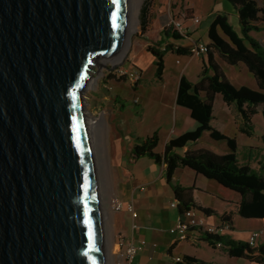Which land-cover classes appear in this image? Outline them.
<instances>
[{
	"label": "water",
	"instance_id": "water-1",
	"mask_svg": "<svg viewBox=\"0 0 264 264\" xmlns=\"http://www.w3.org/2000/svg\"><path fill=\"white\" fill-rule=\"evenodd\" d=\"M130 19V0H0V264H106L84 93Z\"/></svg>",
	"mask_w": 264,
	"mask_h": 264
},
{
	"label": "trees",
	"instance_id": "trees-1",
	"mask_svg": "<svg viewBox=\"0 0 264 264\" xmlns=\"http://www.w3.org/2000/svg\"><path fill=\"white\" fill-rule=\"evenodd\" d=\"M235 9L241 27V34L234 30L227 15L219 14L209 27L207 44V62L203 63L198 81L193 83L185 75L179 82L177 100L178 106L190 110L191 117L199 123L194 131L186 132L170 139L162 154L155 150L159 145V134L154 132L148 137L133 135L134 145L130 152L133 162L148 157L158 165L165 166L167 183L174 192L179 215L190 210L201 212L207 217L216 216L220 223L230 225L233 229L234 218L242 216L249 219L264 220V164L260 171L239 164L237 157L238 144L235 138L226 136L212 126L214 119V103L216 95L220 94L227 105H234L241 115L240 131L248 136L254 134L253 117L259 109L264 117V47L251 33L259 32V22H264V0H227ZM154 0H144L140 9L141 29L146 32L150 10ZM169 38L182 39L176 32L165 31ZM156 58V78L162 80L165 71L164 57L169 52L178 55H189L190 50L184 46L167 44L164 49L149 47ZM217 55L231 66L244 64L253 75L259 90L247 86L236 87L226 77L215 59ZM133 86L137 88V83ZM114 103L125 101L118 96L113 97ZM204 132H209L212 139L225 141L229 153L219 155L209 150H187L183 155L177 150L199 141ZM264 139V135H263ZM190 168L207 179L214 180L223 187L241 195L240 201H227L222 210L205 207L197 197L195 186H183L173 182L177 169ZM209 244L214 247L222 243V249L231 257L243 258L258 264H264V238L258 246L252 247L247 242L234 241L229 236L205 235ZM185 261L196 264L205 263L193 257L186 256Z\"/></svg>",
	"mask_w": 264,
	"mask_h": 264
},
{
	"label": "crops",
	"instance_id": "crops-1",
	"mask_svg": "<svg viewBox=\"0 0 264 264\" xmlns=\"http://www.w3.org/2000/svg\"><path fill=\"white\" fill-rule=\"evenodd\" d=\"M171 1L173 0H169V3ZM186 1V6L192 8V12L195 15H200L204 18L202 22L195 25L192 18H186L185 15L180 16L178 13L179 6L173 9L174 11L170 16L171 18L183 20L185 25L190 28L192 38H194L195 33L200 29L201 25H204V27L209 30L210 25L219 14L227 15L229 22L231 23L232 10L230 12V10L225 7L224 0H213L212 5L209 8H206L203 12L201 9H197L196 5L191 3V0ZM161 4H163V0H154L153 2L154 12L158 15ZM255 39L264 47L262 40ZM170 40L174 45L181 44L180 46L184 47H187L188 45V42L184 39L175 40L174 38H170ZM195 40L201 41L205 44H209L210 42L209 39L207 41H202L195 38ZM172 53L177 56L178 59H181L180 57L185 59V62L183 60L181 62H184L183 65L185 66L180 68L179 77L181 78L182 75H185L191 82H197L203 63L207 62V55H204L201 58L193 57L192 59H187V55ZM215 59L226 77L232 84H234V80H232L225 71L227 63L222 61L217 55H215ZM192 60H196L199 66L196 80H192L186 74V67ZM164 62L166 69L167 64L165 57ZM243 66L247 69L244 64H239L233 66V71L237 70L238 76H242L244 75V69H242ZM233 79H236V77ZM242 86H247L254 90L258 89L254 77L251 79L250 84H240L236 87ZM178 87L176 89L175 86L174 93L172 94L174 108L173 132L169 139L162 143L163 151L170 139L178 137L186 132L194 131L199 126V123L191 117L189 109L177 105ZM221 100H223L222 96L220 94L216 95L214 108L216 107V102H221ZM222 104L226 108L225 125L229 127V130L227 128V131L223 132L222 129L224 128L220 129L218 126L214 125V121L217 119L215 109L213 112L214 119L212 120V126L217 130L220 129L219 131L226 136L236 139L238 144L237 157L240 165L248 166L256 171H260L261 165L264 164L263 136H257L255 125L254 134L252 136L242 133L240 131L242 119L236 107L234 105H227L226 103ZM260 114L262 115V112L259 109L258 113L252 119L253 124H255V117ZM233 127L235 132L231 134L230 128ZM154 132H158L159 134V129L153 131L149 135H140L137 131H133L131 134V141L127 142H122L120 138H116L114 141L115 147L111 152L110 157H108L102 190L107 210L106 232L111 244V264H123L122 261L117 259L113 254L116 251L115 244L119 235L127 236L132 239L136 245H141L142 242L146 243L136 255L132 264H178L174 261V257L176 256L183 257L184 262L180 264H196L194 262H186V256L212 264H258L243 258L231 257L223 249L212 247L206 240L205 235H197L193 233L190 240L179 241L176 235L169 232V229L178 221L179 211L178 208L171 206L175 201V196L172 188L167 183L165 166L156 164L154 160L148 157H143L135 162H133L130 157V152L134 145L133 134L145 138L151 136ZM239 135H241L242 143L245 144L243 145L245 151L242 158L239 157V149L241 146ZM202 139H207L209 143L202 144ZM160 145L161 141H159L158 147ZM157 148L155 151L162 154L163 151H158ZM199 149L209 150L219 155L227 154L230 151L225 141L214 140L211 138L209 132H204L199 141L189 144L183 149L177 150V153L183 155L187 150ZM173 182L187 187L195 186L198 189V199L207 208L222 210L227 201L241 200V195L239 193L227 189L216 181L207 179L203 175L197 174L190 168L177 169L173 177ZM112 197L119 198L124 203L125 208L122 211H111L109 200ZM130 203L134 206V214L129 213L126 209V206ZM201 215L205 217L207 223H220L216 216L207 217L202 213ZM134 224L136 227H133ZM262 230L264 231L263 219H249L242 216H236L234 218L233 229L227 233V236L234 241L247 242L253 231Z\"/></svg>",
	"mask_w": 264,
	"mask_h": 264
},
{
	"label": "rangeland",
	"instance_id": "rangeland-1",
	"mask_svg": "<svg viewBox=\"0 0 264 264\" xmlns=\"http://www.w3.org/2000/svg\"><path fill=\"white\" fill-rule=\"evenodd\" d=\"M131 1V19H130V35L129 41L122 55H119L113 61L98 60L97 65L94 66L90 84L86 89L84 96L86 101V111L88 117L93 119L95 123L94 130V145L96 146V158L98 162V170L101 184V197L102 208L105 212V229H106V205L103 198V178L106 171L108 157H110L115 144L116 138L121 141H131V134L137 131L140 135H149L153 131L159 129V138L161 145L157 148L158 151H163L162 143L165 142L172 135L173 121H174V108L172 102V94L174 93L179 83V70L185 65V59L180 57L178 59L172 52L165 56L167 67L164 71L162 80L156 78V58L149 51V47L154 49H164V47L172 43L170 38L167 37L165 31L173 32L171 25L172 18L170 14L173 9L179 6V15H185L186 18L199 17L201 22L203 17L195 15L192 8L187 7L186 0H163V4L159 7V15L154 12L153 5L150 10L147 31L141 29L140 22V9L143 0H130ZM225 1V7L232 10L231 24L234 30L241 34V27L238 15L233 6ZM213 0H191L197 9L202 12L212 5ZM176 3V4H175ZM261 5L262 2L259 0ZM261 30L259 32H252L251 36L262 40L264 44V22L258 23ZM195 38L202 41H207L208 29L201 25L200 29L195 33ZM178 44L176 46H179ZM188 46V45H187ZM187 59H192L191 54L187 55ZM203 55L196 57L201 58ZM180 60V61H179ZM182 60L184 61L183 63ZM179 61V62H177ZM122 63L128 69H134L140 73V80L134 82L128 76L119 77L116 73L110 71L113 65ZM242 64V63H241ZM225 71L234 80V85L250 84L253 79L252 74L243 66L244 69L242 76H238V71H233V66L226 64ZM199 72V66L196 60H192L186 67V74L192 79L196 80ZM184 73V71H183ZM236 77V79H233ZM137 83V88L133 86ZM239 88V87H238ZM259 90V88L257 89ZM118 96L122 101H125L124 107L121 103H114L113 97ZM225 102H216L215 112L217 119L214 125L222 129L223 132L229 130L226 126L225 114L226 108L223 106ZM101 120V122L99 121ZM257 136L261 137L264 134V118L257 115L254 120ZM219 129V130H220ZM233 134L234 127L230 128ZM135 134V132H134ZM133 134V135H134ZM241 143L239 149V157H243L245 149L243 148L241 135H239ZM202 144H208L207 139L201 140ZM106 231V230H105ZM264 236V234H263ZM110 240L106 232V264H111V250Z\"/></svg>",
	"mask_w": 264,
	"mask_h": 264
},
{
	"label": "built area",
	"instance_id": "built-area-1",
	"mask_svg": "<svg viewBox=\"0 0 264 264\" xmlns=\"http://www.w3.org/2000/svg\"><path fill=\"white\" fill-rule=\"evenodd\" d=\"M192 21L195 25L201 22L199 17H192ZM171 25L173 31L178 33L182 39L188 42L187 48L190 50L192 57H199L201 55H206L207 53V44L194 40L191 37L190 28L187 27L183 20L172 18ZM112 73H116L119 77L128 76L134 82L140 80V73L135 71L133 68L128 69L125 65H121L116 68ZM177 201H174L171 206L177 208ZM109 207L113 212H120L125 208L124 203L116 197H112L109 200ZM126 209L129 213L134 214L133 204H128ZM133 227H136L134 224ZM231 230L230 225L228 224H210L207 223L205 217L201 215V212L196 210H190L185 212L183 215H179L177 223L169 229V232L173 235H176L179 241H188L191 239L193 233L197 235H213V236H226L227 233ZM264 231H253L247 243L256 247L260 243ZM146 243L142 242L141 245H136L132 239L128 238L125 235H119L116 241V251L113 253L123 264H132L136 255L144 247ZM214 248L222 249V243L217 242ZM174 261L178 264L183 263L184 259L181 256L174 257Z\"/></svg>",
	"mask_w": 264,
	"mask_h": 264
},
{
	"label": "bare ground",
	"instance_id": "bare-ground-1",
	"mask_svg": "<svg viewBox=\"0 0 264 264\" xmlns=\"http://www.w3.org/2000/svg\"><path fill=\"white\" fill-rule=\"evenodd\" d=\"M127 43L128 42H126V44H125V46H124V48H123V50L120 52V54H118L117 56H115V57H112L111 59L113 60H115V58H117L119 55H122L123 54V52H124V50H125V47L127 46ZM118 59V58H117ZM101 60V59H100ZM113 60V61H114ZM92 80V79H91ZM90 84V83H89ZM100 122H101V120H99ZM88 123H89V128H90V133H91V135H92V140H93V147H94V151H95V159H96V163H97V170L99 169L98 168V162H97V158H96V150H95V148H96V146L94 145V130H95V123H94V121H93V119H91L90 120V118L88 117ZM98 174H99V170H98ZM99 177V176H98ZM105 213V212H104Z\"/></svg>",
	"mask_w": 264,
	"mask_h": 264
},
{
	"label": "snow or ice",
	"instance_id": "snow-or-ice-1",
	"mask_svg": "<svg viewBox=\"0 0 264 264\" xmlns=\"http://www.w3.org/2000/svg\"><path fill=\"white\" fill-rule=\"evenodd\" d=\"M113 26L114 27H118L119 25L116 24V17H115V14H114V17H113Z\"/></svg>",
	"mask_w": 264,
	"mask_h": 264
}]
</instances>
